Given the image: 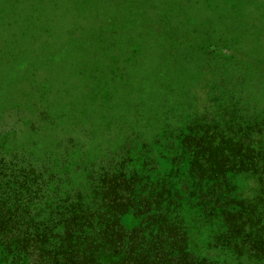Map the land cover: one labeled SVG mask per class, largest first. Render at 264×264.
<instances>
[{
	"label": "trees",
	"instance_id": "obj_1",
	"mask_svg": "<svg viewBox=\"0 0 264 264\" xmlns=\"http://www.w3.org/2000/svg\"><path fill=\"white\" fill-rule=\"evenodd\" d=\"M157 1L0 0V264H264V0Z\"/></svg>",
	"mask_w": 264,
	"mask_h": 264
},
{
	"label": "rangeland",
	"instance_id": "obj_2",
	"mask_svg": "<svg viewBox=\"0 0 264 264\" xmlns=\"http://www.w3.org/2000/svg\"><path fill=\"white\" fill-rule=\"evenodd\" d=\"M134 1V0H133ZM149 1V0H148ZM147 0H145V5H147V4H151L152 5V2H153V0H150L149 2H148ZM101 2V1H100ZM112 2H113V0H112ZM209 2V1H208ZM157 4H162L163 3V1L162 0H158L157 2H156ZM115 4H113V6H114ZM118 7H120V8H123V5H121V4H116ZM185 5H186V7H191L193 4L191 3V2H189L188 3V0H185ZM193 9H195L197 12H194V14H193V18L195 19V18H197V17H202V16H204V15H206L207 14V8L206 7H204V5L203 4H197V5H195V7L193 8ZM188 11H189V9H188ZM112 13H113V11H112ZM169 13V12H168ZM111 15V14H110ZM168 26H170V25H168ZM196 27V26H195ZM163 28H166V30L168 31V32H170V30H169V28H167L165 25L163 26ZM118 30H119V32H122V31H120V29L119 28H117ZM165 42H167V40L165 41ZM186 44H191V43H187L186 42ZM148 45H149V43H148ZM148 45L146 44V46H145V49H144V51H143V53L144 52H146L147 50H148ZM168 45V44H167ZM123 52H125V48L121 51V53H123ZM121 53H119L118 51H117V54H119V55H121ZM62 51L61 50H59L58 52H57V55H58V57L59 58H61V56H62Z\"/></svg>",
	"mask_w": 264,
	"mask_h": 264
}]
</instances>
